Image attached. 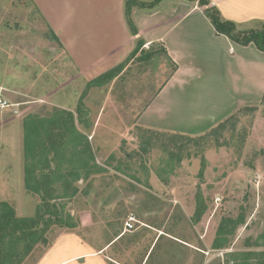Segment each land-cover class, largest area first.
<instances>
[{
    "label": "rangeland",
    "instance_id": "obj_1",
    "mask_svg": "<svg viewBox=\"0 0 264 264\" xmlns=\"http://www.w3.org/2000/svg\"><path fill=\"white\" fill-rule=\"evenodd\" d=\"M43 1L55 26L74 43L77 33L69 32L71 23L65 17L75 16V7L85 8L93 0ZM168 5L163 10H170ZM44 17L34 0H0V95L14 104L0 112V202L19 218L35 216L42 201L25 188L24 122L29 116L45 119L66 111L79 118L77 126L88 137L99 172L74 183L75 197L57 204L74 217L78 236L94 246L114 242L109 257L115 264H232L239 254L263 253L264 104L243 106L224 117L229 88L235 91V84H229L225 72L219 76L220 59L204 57L198 62L205 72L215 65L208 78L217 89L212 92L217 102L212 113L206 110L202 121H191L187 116L192 111L184 113L185 107H179L176 116L170 112L173 106H154L158 90L174 70L160 45H144L145 51L156 52L151 59L138 52L123 62L112 82L88 88L92 80L75 73L58 32ZM86 23L85 43L76 49L96 58L102 50H96L97 44L102 46L97 38L111 33L98 35L96 24ZM194 90L178 88L170 99L193 104L202 95ZM82 97L84 106L77 114ZM199 112L194 110V116ZM180 135L193 139L186 142ZM146 137L153 141L149 147ZM58 193L64 192L59 188ZM199 205L205 210L196 222ZM240 216L244 223L227 237V249H216L221 223ZM130 218L135 228L126 232ZM68 230L51 226L46 231L49 244H38L19 264H35ZM8 241L6 247H14ZM60 258L54 254L49 259Z\"/></svg>",
    "mask_w": 264,
    "mask_h": 264
},
{
    "label": "crops",
    "instance_id": "obj_2",
    "mask_svg": "<svg viewBox=\"0 0 264 264\" xmlns=\"http://www.w3.org/2000/svg\"><path fill=\"white\" fill-rule=\"evenodd\" d=\"M34 1L42 10L44 18L49 22L51 28L58 32L65 55L69 61L73 62L75 73L85 76L88 82L126 61L136 48L138 41L143 40L145 49L160 45L164 49V56L168 63L174 65V70L158 90L154 106H173L172 109L170 107V112L176 113V116H179L180 113L178 108L185 107L187 111L184 109V113L192 111L188 116L186 115L194 119L191 121H202L201 117L207 114L206 110H211L212 113L213 109L217 107V102L212 100V96L215 94L212 92L217 89L213 90L216 86L208 78L211 74L210 67L212 69L215 65L212 63V66L205 72L204 66L201 67L198 62L204 57L220 59L219 66L221 68L218 69L222 73L219 76L226 73L229 84H235V91L231 87L229 88L224 105L227 112L224 117L233 113L237 108L254 106L262 102L264 97V52L258 50L254 44L244 47L232 42L226 36L218 35L204 13L206 7H201L197 2L167 0L170 10H164H167L168 13L163 10L167 3L166 0L152 11L135 8L132 18L138 29V35L133 36L125 18L124 7L127 0H93L85 8L77 9L79 7H75L77 14L73 17L71 15L65 17L62 14L69 24L71 23L69 32L74 30V35L77 33L75 42L69 43L64 31L59 26H55L53 17L48 15L50 11L45 1ZM139 1L151 2L153 0ZM209 1V6L217 8L223 20L234 22L241 31L257 28L258 24L264 22V0ZM71 18L72 20H70ZM87 21H92L91 25L96 24L94 27L100 29L98 35L100 31L105 30L111 33L104 39H101L103 37L97 38V42H101L102 46L97 44L96 50H102L96 58L91 55L85 57L81 51L79 53L76 49L85 43L86 33L83 29L90 25L86 23ZM116 28H119L117 32L114 30ZM92 41V45L96 44L94 40ZM89 49L94 53L91 46ZM73 50L75 55L72 54ZM86 59H90V61H86ZM206 73L207 79L203 81ZM184 87L195 89L194 92L200 91L202 95L195 97L198 100L194 99L197 101H194L193 104L181 102V100L174 103L173 99L175 100V98L170 99V95L176 89ZM194 110H200L197 113L199 117H196V114L194 116ZM218 120L221 119L218 118L216 121ZM87 228L88 226L83 229ZM113 243L111 241L94 246L89 240L78 236L75 229H71L61 232L56 240L44 249L35 264H115L109 257ZM54 254H60L61 258L50 260L49 258Z\"/></svg>",
    "mask_w": 264,
    "mask_h": 264
},
{
    "label": "trees",
    "instance_id": "obj_3",
    "mask_svg": "<svg viewBox=\"0 0 264 264\" xmlns=\"http://www.w3.org/2000/svg\"><path fill=\"white\" fill-rule=\"evenodd\" d=\"M163 1H126L125 18L133 36L138 35V29L132 18L133 10L138 8L152 11ZM188 1H197L201 7L210 5L209 0ZM204 13L218 35L226 36L240 46L246 47L254 44L258 50L264 52V22L258 24L257 28L241 31L234 22L223 20L220 11L215 7H206ZM53 37L58 40L55 34ZM144 45L145 42L139 40L126 61L136 56L138 52L143 53L144 59H151L156 52L145 51L142 48ZM123 65L124 63H121L93 79L88 88H98L109 84L120 75ZM83 100L82 97L77 114L81 113L84 106ZM261 103L264 104V97ZM77 121L80 122L79 118L76 120L73 113L66 111L58 112L45 119L35 116L26 118L24 122L25 188L29 193L40 196L42 203L37 208L34 217L19 218L13 208L7 203L0 202V264H13L14 262L19 264L34 251L38 244L48 245L46 231L53 225L65 229L78 227L71 213L66 212L65 207L61 209L57 201L73 199L77 193L73 184L97 174L99 168L94 162L95 158L88 137L78 128ZM222 128L223 126L218 127L212 133H217ZM178 138L186 139V142L193 139L182 135ZM151 142H153L152 138L146 137L145 145L147 147ZM184 146L179 147V161H181L180 154ZM147 147L144 148L145 152ZM59 185L64 193H58ZM204 210L205 207L200 206L196 213V222L201 219ZM242 223H244L242 216L238 220L226 219L221 223L217 232L215 248L218 250L227 249V237L232 235L237 226ZM42 225L45 227L41 228ZM7 241L13 243L14 247H6ZM232 264H264V253L239 254Z\"/></svg>",
    "mask_w": 264,
    "mask_h": 264
},
{
    "label": "built area",
    "instance_id": "obj_4",
    "mask_svg": "<svg viewBox=\"0 0 264 264\" xmlns=\"http://www.w3.org/2000/svg\"><path fill=\"white\" fill-rule=\"evenodd\" d=\"M14 106V104H11L8 102V100H6L5 98L2 97V95H0V112H3L4 110H8L10 108H12ZM16 113V111H15ZM135 223L136 221L134 220V218H130L126 223H125V231L126 232H131L134 230L135 228Z\"/></svg>",
    "mask_w": 264,
    "mask_h": 264
}]
</instances>
